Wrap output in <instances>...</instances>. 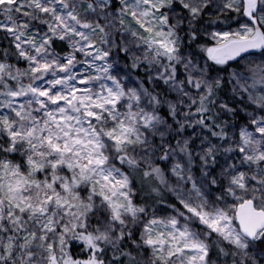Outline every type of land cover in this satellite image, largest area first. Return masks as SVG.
<instances>
[{"label": "snow or ice", "instance_id": "6c2138e0", "mask_svg": "<svg viewBox=\"0 0 264 264\" xmlns=\"http://www.w3.org/2000/svg\"><path fill=\"white\" fill-rule=\"evenodd\" d=\"M0 264H264V0H0Z\"/></svg>", "mask_w": 264, "mask_h": 264}]
</instances>
